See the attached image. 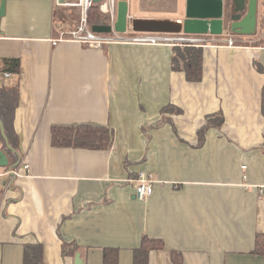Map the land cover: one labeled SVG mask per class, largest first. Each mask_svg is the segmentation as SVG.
Returning a JSON list of instances; mask_svg holds the SVG:
<instances>
[{
    "label": "crops",
    "instance_id": "obj_1",
    "mask_svg": "<svg viewBox=\"0 0 264 264\" xmlns=\"http://www.w3.org/2000/svg\"><path fill=\"white\" fill-rule=\"evenodd\" d=\"M257 18L253 35L224 33L238 46H201L203 78L190 81L172 68L177 44H54L79 23L66 5L7 0L0 58L18 59L20 72L0 84L19 85L4 122L17 153L1 129L0 150L30 171L2 177L0 264H25L35 245L45 264H103L105 248L133 264L144 235L165 243L149 264H264L254 253L264 232V0ZM219 111L223 124L201 139ZM53 124L110 126L112 145L56 147ZM141 174L154 180L144 199ZM64 242L79 246L78 262Z\"/></svg>",
    "mask_w": 264,
    "mask_h": 264
},
{
    "label": "trees",
    "instance_id": "obj_2",
    "mask_svg": "<svg viewBox=\"0 0 264 264\" xmlns=\"http://www.w3.org/2000/svg\"><path fill=\"white\" fill-rule=\"evenodd\" d=\"M80 10V8H78ZM81 12V10H80ZM88 25L111 24L109 14L101 9V3L95 2L88 10ZM203 56L204 49L193 44H177L174 48L172 68L174 70H185L190 81H200L203 78ZM5 72H10L5 77ZM20 72V61L18 59L2 60L0 66V78L2 81L10 79L13 74ZM19 102V85L0 84V113L4 122H8ZM222 111L210 116L208 126L200 131V138L211 126L220 127L224 122ZM52 144L56 147H80L87 149H107L112 145L113 130L107 125L80 124L65 125L53 124L51 127ZM17 137H12V143H17ZM165 243L161 239L151 238L148 235L142 237L141 245L134 252L133 264H149L150 253L153 250L163 249ZM64 253L75 255L79 246L74 243L64 242ZM40 245L28 246L25 253V264H45ZM255 254L264 256V232L256 236ZM120 251L117 248H105L103 252V264H119Z\"/></svg>",
    "mask_w": 264,
    "mask_h": 264
},
{
    "label": "water",
    "instance_id": "obj_3",
    "mask_svg": "<svg viewBox=\"0 0 264 264\" xmlns=\"http://www.w3.org/2000/svg\"><path fill=\"white\" fill-rule=\"evenodd\" d=\"M101 2V0H94ZM7 0H0V16L6 12ZM65 4V0H59ZM128 0H119L117 18L112 24H96L92 30L98 33H126L129 23ZM258 0H186L184 17L182 19L136 17L131 19L132 29L137 33H161L173 35H223L225 24L229 31L238 35H253L257 30ZM0 129L5 139L7 149L16 152L11 145L3 118L0 113ZM17 163L11 164L5 150H0V166L8 169L17 168ZM80 253H76V261Z\"/></svg>",
    "mask_w": 264,
    "mask_h": 264
},
{
    "label": "built area",
    "instance_id": "obj_4",
    "mask_svg": "<svg viewBox=\"0 0 264 264\" xmlns=\"http://www.w3.org/2000/svg\"><path fill=\"white\" fill-rule=\"evenodd\" d=\"M119 0H101V9L104 13L109 14L111 18V24L114 23L117 18V6ZM95 3L94 0H65L66 6H72L80 8L81 10V22L75 29L69 32L68 37H61L54 40V44H57L60 40H73L89 47L98 48L102 47L104 44H110L114 42H124V41H134L137 43H152V44H162V43H172V44H193L196 46H204L207 44H217L224 43L230 47H236V39L232 36H210V35H190L181 36L173 34H161V33H146L134 37L121 36L117 32L112 33H98L92 30V27L88 25V10ZM2 65V59L0 58V66ZM10 72H5V77H9ZM30 171V166L24 164L23 167H17L8 172L0 174V184H2V177L6 174H18L22 175ZM136 191L139 198L144 199L150 196L154 191V180L144 174H141L137 179Z\"/></svg>",
    "mask_w": 264,
    "mask_h": 264
},
{
    "label": "rangeland",
    "instance_id": "obj_5",
    "mask_svg": "<svg viewBox=\"0 0 264 264\" xmlns=\"http://www.w3.org/2000/svg\"><path fill=\"white\" fill-rule=\"evenodd\" d=\"M128 1L130 5V15H129L130 19L128 23V30L124 35L130 37L143 35L142 33H137L133 31L131 19L136 18L138 15H147L153 18H169V19H177V17L183 18L184 6L186 4V0H128ZM67 10L73 12L74 18H76L75 20L76 22L79 23L81 22L80 20L82 16L78 8L67 6ZM79 23L77 24V26L79 25ZM217 36L222 37L224 36V34L220 36L216 35V37Z\"/></svg>",
    "mask_w": 264,
    "mask_h": 264
},
{
    "label": "flooded vegetation",
    "instance_id": "obj_6",
    "mask_svg": "<svg viewBox=\"0 0 264 264\" xmlns=\"http://www.w3.org/2000/svg\"><path fill=\"white\" fill-rule=\"evenodd\" d=\"M224 31H225V34H226V33H228V34L230 33V31H229V27H228V24H225V29H224ZM236 35H237V36H240V37H241V36H243V37L246 36V35H238V34H236ZM236 35H234V36H236Z\"/></svg>",
    "mask_w": 264,
    "mask_h": 264
}]
</instances>
